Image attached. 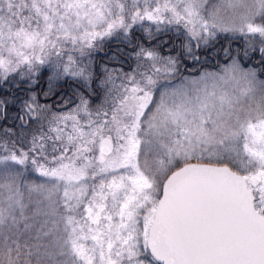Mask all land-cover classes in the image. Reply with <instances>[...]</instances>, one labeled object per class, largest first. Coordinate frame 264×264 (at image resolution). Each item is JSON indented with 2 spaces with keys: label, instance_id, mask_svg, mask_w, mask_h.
<instances>
[{
  "label": "snow or ice",
  "instance_id": "snow-or-ice-1",
  "mask_svg": "<svg viewBox=\"0 0 264 264\" xmlns=\"http://www.w3.org/2000/svg\"><path fill=\"white\" fill-rule=\"evenodd\" d=\"M261 76L264 0H0V264H264Z\"/></svg>",
  "mask_w": 264,
  "mask_h": 264
},
{
  "label": "rangeland",
  "instance_id": "rangeland-1",
  "mask_svg": "<svg viewBox=\"0 0 264 264\" xmlns=\"http://www.w3.org/2000/svg\"><path fill=\"white\" fill-rule=\"evenodd\" d=\"M213 2H215V0H209V3H210V4L213 3ZM221 42H223V41H221ZM114 45H116V44H115V43L110 44V45H109V49H115L117 46L114 47ZM218 49H219V45H217V51H218ZM205 52H209V53H212V54H213L212 49H208V50L205 51ZM98 56H103V57H104V53H99V54H97V59H99ZM224 63H226L225 60H220L219 63L216 65V68H215V67H214V68L209 67V68H207V69H208L209 71H216V70H218L219 65H222V64H224ZM196 67H197V65H196ZM196 67H195V68H196ZM191 68H192V67H191ZM191 70H193V68H192ZM200 71H202V69H201ZM200 71L197 72L196 74L183 73V75H184V76H189V75L196 76V75H199ZM44 73H47V75H48V73H49V75L51 74L50 72H47V71H45ZM46 77H48V76H46ZM261 79H264V78L261 77ZM66 85H67V84H61L59 87H60V88H65V89L63 90V91H65V92H70L71 89L68 87V85H67V86H66ZM65 86H66V87H65Z\"/></svg>",
  "mask_w": 264,
  "mask_h": 264
},
{
  "label": "flooded vegetation",
  "instance_id": "flooded-vegetation-1",
  "mask_svg": "<svg viewBox=\"0 0 264 264\" xmlns=\"http://www.w3.org/2000/svg\"><path fill=\"white\" fill-rule=\"evenodd\" d=\"M117 45H114V47H116ZM104 58V57H103ZM263 78V76H261ZM68 85V84H67ZM66 85V86H67ZM65 86V87H66ZM47 88V77H42V79L40 80V84H39V88H37L36 90L39 91H43L46 90ZM65 88H61V90H64ZM98 102V101H97Z\"/></svg>",
  "mask_w": 264,
  "mask_h": 264
},
{
  "label": "trees",
  "instance_id": "trees-1",
  "mask_svg": "<svg viewBox=\"0 0 264 264\" xmlns=\"http://www.w3.org/2000/svg\"><path fill=\"white\" fill-rule=\"evenodd\" d=\"M49 76V73L47 75V73H43V77Z\"/></svg>",
  "mask_w": 264,
  "mask_h": 264
}]
</instances>
